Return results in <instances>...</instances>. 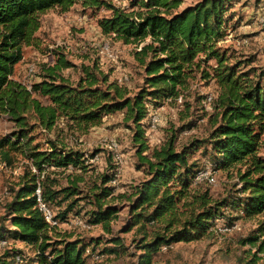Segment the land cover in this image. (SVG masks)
Returning a JSON list of instances; mask_svg holds the SVG:
<instances>
[{
	"label": "trees",
	"instance_id": "obj_1",
	"mask_svg": "<svg viewBox=\"0 0 264 264\" xmlns=\"http://www.w3.org/2000/svg\"><path fill=\"white\" fill-rule=\"evenodd\" d=\"M181 3L130 0L121 8L105 0H0V113L16 126L0 137V156L11 164V153L22 154L38 172L24 173L6 206L11 226L7 235L32 247L38 264H87L86 250L101 243L99 238L72 239L71 235L52 240V230L37 210L34 191L39 186L46 203L57 207L66 203L56 215L60 223L69 221L71 215L78 218L82 212L79 203L85 197L76 198L79 181L55 189L48 171L86 172V155L59 135L33 144L34 131L50 134L60 123L70 136L85 135L118 112L131 123L138 168H145L146 178L129 195H117L109 184L113 173L101 176L89 196L92 209L84 216L88 226H100L111 234V223L119 212L115 202L126 200L129 220L124 230L135 227L140 236L137 264H154L153 255L161 247L202 240L217 220L233 227V221L224 217L225 207L241 211L245 218L264 216V156L259 155L264 135V70L247 68V62L234 61L227 49L218 46L226 37L232 0H200L179 10ZM75 4L109 12L98 22L101 33L139 48L134 57L143 79L134 95L109 81L95 65L82 66L81 76L70 82L61 72L74 65L63 54L54 65L43 68L39 82L30 88L11 79L14 66L22 60L23 47L34 44L40 15L54 8L67 11ZM197 75L213 81L217 88L212 101L217 118L207 140L177 151L173 136L149 156L144 155L149 149L145 138L148 114L166 100L179 97ZM205 143L214 172H236L240 186L236 196L214 200L207 188H194L197 166L189 157ZM42 174L46 178L40 180ZM0 237L6 239L3 234ZM111 241L115 246L121 244L119 238ZM241 246L249 250L239 259L240 264H264V221ZM0 264L9 263L2 257Z\"/></svg>",
	"mask_w": 264,
	"mask_h": 264
},
{
	"label": "rangeland",
	"instance_id": "obj_2",
	"mask_svg": "<svg viewBox=\"0 0 264 264\" xmlns=\"http://www.w3.org/2000/svg\"><path fill=\"white\" fill-rule=\"evenodd\" d=\"M117 7L126 8L130 0H105ZM200 0H181L179 10L193 6ZM233 4L227 16L229 22L226 26V37L218 44L228 50V55L234 61L247 62V68L264 70V0H232ZM109 12L100 9L83 8L81 4H75L67 11L54 8L40 15V28L35 33V41L32 46L23 47L22 60L14 66L11 79L30 88L33 83L39 82L40 74L45 66H52L58 55L74 65V68L63 70L61 73L70 82L75 83L81 76V67L94 66L111 82H117L124 86L129 95H134L142 85V69L135 60L134 53L139 48L132 45H124L110 37L104 36L98 26L101 18L109 16ZM104 45H108L115 56L110 59L100 53ZM209 64L213 65L214 62ZM33 70L30 72L29 69ZM126 78V80H119ZM216 86L211 80H203L197 75L188 86L180 92V102L166 100L158 108L161 123L154 131H146L145 138L148 151L144 155H150L154 149H158L171 137H175L174 147L177 151L205 142L212 131L213 122L217 118V112L213 103L204 104V100L212 96L216 97ZM45 103L43 100H41ZM148 118L146 119V123ZM130 122H126L121 112L105 117L101 124L91 128L85 135L70 136L63 124H59L55 130L46 133L34 131L33 144L42 142L46 138H54L59 135L74 149L82 151L87 158L88 170L48 171L49 180L54 181L55 189L73 185L76 181L80 194L76 198L85 197L79 203L82 212L78 218L70 216L69 220H81L85 227L75 226L67 222L50 232L52 240L57 236H72V239L82 238L89 240L99 238L98 246L89 247L85 256L87 264H137L141 254L137 249V241L140 236L136 228L126 231L129 214L126 200H119L115 205L119 207L117 218L111 223L112 233L105 234L100 226H88L85 223V212L92 209V201L89 196L95 186L100 184V177L112 174L115 169L113 154L121 157V173L117 183L113 186L115 194L129 195L131 188L143 181L146 176L144 167L140 164L136 155L137 148L133 142V130ZM62 128V130H61ZM16 130L15 124L5 114L0 113V137L7 136ZM262 148L259 155L264 156V135L262 136ZM117 145L116 152L109 149V143ZM207 143L190 154V162L196 164L197 172H209L214 177V183L206 181L196 183V189L207 188L214 200L231 198L236 196L237 176L235 171L214 172L209 157ZM11 164H7L0 156V242L6 241V245H0V258L4 257L9 264H38L36 254L32 247L12 240L8 235L11 230L6 206L12 200L14 192L22 182L24 173L32 169L24 155L11 153ZM195 173V174H196ZM46 178L41 175L40 180ZM49 206L57 215L66 206L57 207L54 203ZM224 217L232 220L234 226H226L225 220H217L209 234L202 240L191 243H178L168 247H161L152 258L154 264H240L239 259H244V252L248 246H241V241L264 221V216L245 218L241 211L230 207L222 209ZM226 226L230 229L225 234L214 232L216 227ZM119 238L121 244L115 246L111 239ZM109 250H115L109 253ZM19 257V261L16 260Z\"/></svg>",
	"mask_w": 264,
	"mask_h": 264
},
{
	"label": "built area",
	"instance_id": "obj_3",
	"mask_svg": "<svg viewBox=\"0 0 264 264\" xmlns=\"http://www.w3.org/2000/svg\"><path fill=\"white\" fill-rule=\"evenodd\" d=\"M100 53L102 55L107 56L110 59H114V57H115L112 54V52L110 51V48L108 45H104L102 47V49L100 50ZM32 70H33L32 68L29 69L30 72ZM122 80H126V78L119 80V82H122ZM213 99L214 98L212 96L207 97L204 100V104H208V105L211 104ZM173 101L180 102V96L177 97L176 99H174ZM160 123H161V116H160L158 108H157V109L152 110L148 114V122H147L148 128H147V130L148 131L156 130V128L160 125ZM108 147L112 152H116L117 145L114 142H110ZM113 160H114V164H115V169L113 171L112 180L109 183L111 186H114L117 183L118 178H119L120 173H121L120 169H121V165H122L121 157L119 155H117L116 153L113 154ZM194 181L196 183L206 181L208 184H212V183H214V177L212 176V174H210L209 172H206V171L205 172H197L195 174ZM34 196H35L36 202H37V210L41 214L42 218L44 219V221L48 227V230H54V229L59 228L60 225L63 223H60L58 221V219H56V215L54 214V212L51 209V207L49 206V204L46 203L44 200H42L41 190H40L39 186H37V188L35 189ZM67 222L72 224V225H75V226L85 227L84 223L81 220L74 219V220H69ZM67 222H65L64 225H66ZM229 231H230V229L227 228L226 226L216 227L214 230V232L219 234V235L225 234ZM6 243H7L6 241H2V242H0V245H6ZM16 260L19 261V257H16Z\"/></svg>",
	"mask_w": 264,
	"mask_h": 264
}]
</instances>
